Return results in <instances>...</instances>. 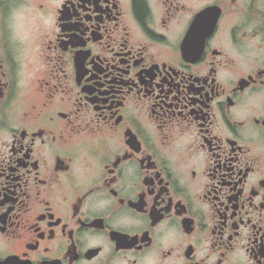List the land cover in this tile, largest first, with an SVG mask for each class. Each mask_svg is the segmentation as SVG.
<instances>
[{
  "label": "flooded vegetation",
  "instance_id": "1",
  "mask_svg": "<svg viewBox=\"0 0 264 264\" xmlns=\"http://www.w3.org/2000/svg\"><path fill=\"white\" fill-rule=\"evenodd\" d=\"M0 264H264V0H0Z\"/></svg>",
  "mask_w": 264,
  "mask_h": 264
}]
</instances>
